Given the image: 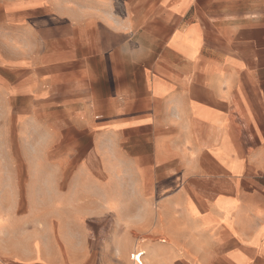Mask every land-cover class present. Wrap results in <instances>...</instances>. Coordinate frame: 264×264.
Here are the masks:
<instances>
[{"label": "crops", "instance_id": "1", "mask_svg": "<svg viewBox=\"0 0 264 264\" xmlns=\"http://www.w3.org/2000/svg\"><path fill=\"white\" fill-rule=\"evenodd\" d=\"M0 264H264V0H0Z\"/></svg>", "mask_w": 264, "mask_h": 264}, {"label": "rangeland", "instance_id": "2", "mask_svg": "<svg viewBox=\"0 0 264 264\" xmlns=\"http://www.w3.org/2000/svg\"><path fill=\"white\" fill-rule=\"evenodd\" d=\"M53 248V247H52ZM15 256H18V255H15ZM53 256V255H52ZM135 257V256H134ZM138 259H139V257H137ZM4 260H6V259H4Z\"/></svg>", "mask_w": 264, "mask_h": 264}, {"label": "built area", "instance_id": "3", "mask_svg": "<svg viewBox=\"0 0 264 264\" xmlns=\"http://www.w3.org/2000/svg\"><path fill=\"white\" fill-rule=\"evenodd\" d=\"M137 257H139L138 255H136V259H137Z\"/></svg>", "mask_w": 264, "mask_h": 264}]
</instances>
